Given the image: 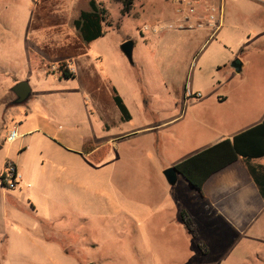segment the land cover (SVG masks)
Masks as SVG:
<instances>
[{
    "label": "rangeland",
    "instance_id": "1",
    "mask_svg": "<svg viewBox=\"0 0 264 264\" xmlns=\"http://www.w3.org/2000/svg\"><path fill=\"white\" fill-rule=\"evenodd\" d=\"M103 1L110 18L100 40L85 46L72 36L68 46L56 44L45 54L35 49L36 56L57 63L87 54L79 58L80 75L66 80L56 65L51 71L60 78L52 75L46 82L35 75L26 53L29 31L43 24L58 30L57 21L49 23L56 19L53 11L69 9L73 0H0V56L14 69L0 88L24 79L37 87L30 102L7 104L0 112V264H264V212L251 229L237 233L211 214L201 192L184 177L172 186L164 175L226 133L227 120L255 112L251 101L256 102L264 77L259 56L254 58L256 43L264 40L262 6L215 0L224 28L209 32V39L201 29H178L175 0H138L126 16L117 0ZM144 1L169 3L172 13L142 14ZM206 4L201 0L200 10ZM202 33L207 43L198 37ZM56 34L50 43L68 37ZM128 41L135 43L133 62L122 51ZM239 56L251 68L230 74L224 66ZM107 83L117 88L133 121L105 133V110L96 101L107 97L97 93ZM189 93H200L203 100ZM14 126L19 134L32 131L9 142ZM103 143L112 149L98 164L75 154ZM7 160L22 177L16 189L1 183ZM183 210L195 221L208 253L185 227Z\"/></svg>",
    "mask_w": 264,
    "mask_h": 264
},
{
    "label": "crops",
    "instance_id": "2",
    "mask_svg": "<svg viewBox=\"0 0 264 264\" xmlns=\"http://www.w3.org/2000/svg\"><path fill=\"white\" fill-rule=\"evenodd\" d=\"M100 1L104 2L103 0H100ZM202 1H205V0H202ZM251 1L262 6L263 9H261V10H262V14L264 15V0H251ZM207 2L211 5H213V4L218 5L215 3V2H217L215 0H207ZM74 4H75V0H73L69 9L64 10L63 7L62 8L56 7L54 9L53 15L56 16V19L55 20H53V19L49 20V23H51L53 21H57L59 23V25H61L58 30L48 29L47 26L44 24L40 29L30 28L29 34H30V36H32V42H29V44H27V46L25 45L26 51H27L26 53H27V55L28 54L30 55V57H29L30 63L32 65H35L34 66L36 68L34 70V71H36L35 75L38 76L39 80H44L47 82L49 79V76H52V75L55 76L57 74H58L57 77L60 78L59 77L60 73H58V72H60V69L58 68V72L55 73V72L51 71V68H52V66H56V65L59 66L60 64H64V63L67 64L66 65L67 67L70 66L69 63H71L73 65L74 71H72L73 67H71L72 69L70 68L69 70L74 74L75 77H77L78 75L81 74L80 72H81L82 67H81V64L79 63V58L85 57V55H87V54H82V53L80 54L79 53L76 55L75 58L71 59V62L66 59V60H63L59 63L55 62L52 59H49L48 57L39 56V55L36 56L34 54L35 49L41 50L42 53L45 54V52L49 48H52L56 44L59 47H62L64 44H65V46L70 45L69 41L72 38V36H75L76 38H78L75 31L73 29H71L68 25V20L74 14ZM168 4L163 3L160 6H158V5L156 6L152 2L149 3V2L144 1L142 4V7H141L142 14L148 13L147 15L152 16V17H154V16L155 17L156 16L157 17L168 16L172 13L171 9L173 10V7L170 6L171 4H169V5ZM164 6H166V7H164ZM168 6L171 9H169ZM222 28H224V26ZM221 30L222 29H220L219 32H221ZM54 31H55V33H57L56 35H60V36H64V37L68 36L66 39H64L65 42L62 40H56V42L51 41V43H50L49 38L51 36V33ZM200 32L209 33L210 31L207 29H202V31H200ZM204 34L205 33H202L198 37L201 38V40L204 39L203 42L207 43L209 41L210 37H213V35L210 34L209 39H208V35L205 36ZM100 39H98V40H100ZM98 40L92 42L91 44L97 42ZM256 44L259 45V48L256 46L258 48V50L255 53L254 58H256V56H259L260 59H259V63H258V67H259L258 70H259L260 74H263V71H264V40L261 41L260 43H256ZM85 46H88V45H85ZM250 54H251V56L253 55L252 52ZM31 55L34 57V59H33L34 63H32V61H31ZM239 57L242 60V61L240 60L242 63L241 72H237L234 65L232 64L238 59H235L231 64L224 66V67L230 68V70H231L230 74H234V75L243 74L244 72H246L247 70H249L251 68L252 64L249 63V61L247 62V60L241 58V56H239ZM239 57H236V58H239ZM7 66L9 67V69L7 68ZM218 70H221V68H219ZM12 71H14V69L10 66L9 61H6L3 57L0 56V80L1 79L5 80L8 77L7 73L12 72ZM19 79H22V78H19ZM21 82H28L29 83V85L31 87V96L28 100H26L25 102H23L22 104H19V105L22 106V105L30 102L33 99L34 93L36 92L37 87L35 85H33L29 79L18 80L16 82H14L13 86L10 88L2 85L0 88V112L6 111L7 104L9 105L13 102L14 103L16 102L17 95L13 92V89H14V87H16ZM262 87L263 88H260V90H259L256 102L251 101L252 106L255 105V108H256V109L254 108L255 112L253 113V111H248L247 113H243L242 116L237 117L234 120L233 119L227 120L225 122V124H226V127L229 128V130L224 134H221L219 136L214 137L211 140L212 142L210 141L211 143L202 147L201 150L199 151V153L208 149V148H211V147L219 144L220 142H222L224 140H227V139L231 140L236 135H239V134L263 123V121H264V77H263ZM98 90L99 91H97V93L98 92H100L101 94L107 93L106 98L102 99V98H99V96H98L99 101L102 100L104 102V99H106L104 103L99 102V101H96V102L99 103V105H98L99 108L101 106L104 107L103 111L104 110L105 111L102 112L101 117H103L102 119L106 118V120H107V122L105 121V123H104V129H105V133L106 132L108 133L115 127V125L118 126V125L124 124L126 122H124L122 120L121 113L119 115L116 112V108H115L116 104H115L114 97H115V90L119 94L117 88L115 86H113L111 83H107V85H105V87L98 89ZM89 96L91 99L90 94H89ZM203 97H204V95L198 99H200L202 101ZM188 99H190V98L188 97ZM218 100L222 103H225L228 101V98L225 96H221V97L219 96ZM92 102H93V100H92ZM100 104H101V106H100ZM114 104H115V106H114ZM132 117H133V115H132ZM107 118H109V119H107ZM113 120H114V122H113ZM132 121H133V118L130 122H132ZM116 122H119V123H116ZM113 123H115V124H113ZM239 125H241L240 126L241 130L236 131L235 129H238L237 126H239ZM14 128H17V130L19 132V130H20L19 127L14 126ZM31 131L32 130H28L27 132H25L23 134L18 133V135H19V137H22V136L26 135L27 133H30ZM118 138H120V136H116V139H118ZM55 143H57V142L55 141ZM57 144H59V143H57ZM108 144L109 143L99 144L98 147L100 148V147H103V146L108 145ZM111 147H112V145H111ZM75 154L85 156L84 153H82V154L75 153ZM97 155H99V153L97 151H95L93 154L89 155L88 158L90 160L97 159V158H99V157H96ZM252 170H256L257 172L264 170V158L251 161L250 164L247 163V161L240 158L234 164L230 165L229 167H227V168L219 171L218 173L214 174L213 176H211L204 185L203 193H201L202 198L208 204L209 209H211V211H210L211 214L216 215L217 218L221 217V219H222L221 223L223 225L229 226L230 229L234 230L237 233H245L249 229H251V227H253V225L261 218V216L264 212V199L261 195L260 188H259L258 184L256 183L254 177H253ZM179 176H181V175H179ZM1 181H2L1 182L2 185L4 187H6L3 183V178ZM193 189H195V188H193ZM22 194H23V192H22ZM23 196H25V195H23ZM33 210H34V208H33ZM189 216H190V214H189ZM194 223H195V221H194ZM195 225H196V223H195ZM196 227H197V225H196ZM197 230H198V228H197Z\"/></svg>",
    "mask_w": 264,
    "mask_h": 264
},
{
    "label": "trees",
    "instance_id": "3",
    "mask_svg": "<svg viewBox=\"0 0 264 264\" xmlns=\"http://www.w3.org/2000/svg\"><path fill=\"white\" fill-rule=\"evenodd\" d=\"M117 1L122 4V15L126 16L131 14L138 0ZM109 18V10L99 0H75L74 14L68 20V25L85 45H89L104 37L106 34L105 25L109 23ZM66 65V63L59 65L63 78L66 80L75 78ZM114 100L122 120L130 122L133 118L132 113L116 90ZM111 149V145L100 148L87 145L83 152L88 157L97 151L100 156L97 159H92V161L98 164L110 153ZM240 158L249 164L251 161L264 158V121L262 124L236 135L231 140H224L184 160L176 165V169L193 188L203 193L204 185L211 176L234 164ZM252 174L264 199V170L259 172L252 170ZM181 215L185 227L198 241L201 251L208 253V247L200 239V234L192 218L185 210L181 212Z\"/></svg>",
    "mask_w": 264,
    "mask_h": 264
},
{
    "label": "built area",
    "instance_id": "4",
    "mask_svg": "<svg viewBox=\"0 0 264 264\" xmlns=\"http://www.w3.org/2000/svg\"><path fill=\"white\" fill-rule=\"evenodd\" d=\"M174 5L177 7L179 19L177 22L179 30H198L207 29L213 35L217 34L222 28V11L215 5L206 4L203 10H200L201 0H175ZM172 27V26H171ZM158 27H155V30ZM151 26H145V31H150ZM188 95V94H187ZM196 96L200 98V93L193 95L189 93V97ZM18 130L14 128L10 133L7 141L15 142L18 139ZM6 170L3 177V183L9 189H16L22 182L17 165L12 161L6 162Z\"/></svg>",
    "mask_w": 264,
    "mask_h": 264
},
{
    "label": "water",
    "instance_id": "5",
    "mask_svg": "<svg viewBox=\"0 0 264 264\" xmlns=\"http://www.w3.org/2000/svg\"><path fill=\"white\" fill-rule=\"evenodd\" d=\"M135 43L133 41H128L122 45V51L126 55V57L133 62V51H134ZM237 72H241L242 63L240 60H236L233 63ZM13 92L17 95L16 104H22L26 100H28L31 96V87L28 82H21L16 87H14ZM165 178L170 185H176L179 178V172L176 167H172L167 169L164 172Z\"/></svg>",
    "mask_w": 264,
    "mask_h": 264
}]
</instances>
